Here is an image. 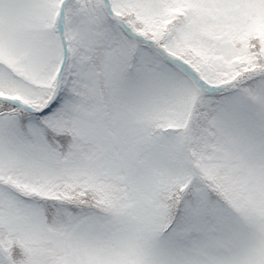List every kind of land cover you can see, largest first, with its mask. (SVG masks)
<instances>
[{"label":"snow or ice","instance_id":"snow-or-ice-1","mask_svg":"<svg viewBox=\"0 0 264 264\" xmlns=\"http://www.w3.org/2000/svg\"><path fill=\"white\" fill-rule=\"evenodd\" d=\"M0 264H264V0H0Z\"/></svg>","mask_w":264,"mask_h":264}]
</instances>
